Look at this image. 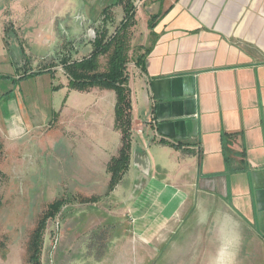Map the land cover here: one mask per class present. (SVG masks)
<instances>
[{"label":"crops","instance_id":"0c3cea01","mask_svg":"<svg viewBox=\"0 0 264 264\" xmlns=\"http://www.w3.org/2000/svg\"><path fill=\"white\" fill-rule=\"evenodd\" d=\"M141 1L134 31L145 32L141 45L150 51L144 67L135 62V74L129 75L127 173L108 193V164L122 146L116 92L79 91L65 80L59 91L67 96L60 99V110L69 112L53 139L61 152L47 145L38 153L51 160L43 184L61 186L66 205L72 200L90 209L113 205L140 239L172 234L201 195L231 207L264 240V0ZM106 7L89 24L58 28L68 14L79 12L82 18L91 10L78 0H0V77H10L6 71L14 70L17 55L28 67L30 61L54 62L58 49H52L63 41L80 42L73 61L89 57ZM153 16L159 17L150 29ZM109 17L111 34L124 18V6L111 8ZM53 69L67 76L61 64ZM21 108L31 125L35 113L27 105ZM13 133H21L18 126ZM120 185L128 189L120 191ZM83 198L97 201L83 203Z\"/></svg>","mask_w":264,"mask_h":264},{"label":"rangeland","instance_id":"374dc122","mask_svg":"<svg viewBox=\"0 0 264 264\" xmlns=\"http://www.w3.org/2000/svg\"><path fill=\"white\" fill-rule=\"evenodd\" d=\"M78 1L89 7L91 15L81 18L79 12L68 14L58 21V28L63 23L89 24V18H100V9L117 2ZM132 2L136 11L143 6L138 0ZM100 23L101 28L102 21ZM140 26L143 29L145 25L140 23ZM12 31L9 36L15 38ZM114 32L115 29L110 33ZM93 35L95 31L91 38ZM144 35L140 29L130 30L128 75L135 74L134 64L143 53L140 49ZM87 42L90 45L89 38ZM78 43L76 40L69 44L63 41L52 49H58L54 62L30 61L29 67L17 55L14 70L6 71L10 77H0V264H26L27 246L41 216L51 203L64 198L59 195L61 186L43 184L48 176L45 169L51 160L38 153L47 145L49 150L61 152L53 139L57 141L61 120L69 111L62 114L60 110V99L67 95L59 90L65 80L70 84V79L58 70L44 68L50 63L58 64L63 57L71 59ZM100 60L105 67L107 56ZM30 69L43 73L32 74ZM24 105L35 113L31 125L21 108ZM17 115L21 119H13ZM140 116L138 119L143 121V115ZM16 121L20 125H15ZM17 126L20 134L13 133ZM121 188L120 191L125 192L128 185H120ZM69 204L47 222L42 264H264V240L249 222L214 197L206 200L197 196L195 204L187 208L172 234L146 239L132 235L131 224L118 215L113 205L90 209L76 206L74 200ZM75 232L79 233L78 237Z\"/></svg>","mask_w":264,"mask_h":264},{"label":"trees","instance_id":"16d2710c","mask_svg":"<svg viewBox=\"0 0 264 264\" xmlns=\"http://www.w3.org/2000/svg\"><path fill=\"white\" fill-rule=\"evenodd\" d=\"M123 5L124 18L113 34H109L107 23L110 21L109 11L111 8ZM101 16L102 27L96 31V38L93 41V51L89 57L81 61H73L63 57L58 64L52 63L51 69L61 64L70 79V88L86 91L90 88L99 87L102 89L114 90L117 95L116 125L122 133V146L118 156L112 158L108 164V171L111 174V182L108 193L115 190L118 184L127 173L130 166V152L132 147V103L131 91L129 88V75L127 74L129 34L136 24L135 6L132 0H117L116 3L107 6ZM159 16H153L150 22V29H154V23ZM144 51L137 57L136 65L144 67L145 57L149 49L141 48ZM107 56L105 67H101L100 58ZM43 71L32 74L39 75ZM232 137L226 135L225 137ZM97 201V198L81 199L83 203ZM65 199H58L51 203L41 216L35 230L33 231L28 246L26 264H42V247L47 222L60 214L61 209L66 205Z\"/></svg>","mask_w":264,"mask_h":264},{"label":"built area","instance_id":"2783aa9c","mask_svg":"<svg viewBox=\"0 0 264 264\" xmlns=\"http://www.w3.org/2000/svg\"><path fill=\"white\" fill-rule=\"evenodd\" d=\"M142 1L141 0H138V3H141ZM140 133L142 132L141 130L139 131Z\"/></svg>","mask_w":264,"mask_h":264}]
</instances>
